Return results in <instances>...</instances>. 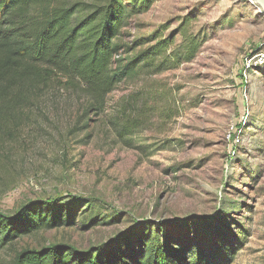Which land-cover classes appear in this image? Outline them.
<instances>
[{
    "label": "rangeland",
    "instance_id": "obj_1",
    "mask_svg": "<svg viewBox=\"0 0 264 264\" xmlns=\"http://www.w3.org/2000/svg\"><path fill=\"white\" fill-rule=\"evenodd\" d=\"M186 33L202 40L189 61L178 57ZM137 39L148 42L133 53L168 40L177 56L119 83L103 114L82 118L84 93L57 83L0 121V214L62 204L79 220L92 202L104 218L28 234L0 250V264L25 247L87 249L147 222L184 225L204 246L230 242L232 264H264V62L254 57L264 13L252 0H156L122 28L124 44Z\"/></svg>",
    "mask_w": 264,
    "mask_h": 264
},
{
    "label": "trees",
    "instance_id": "obj_2",
    "mask_svg": "<svg viewBox=\"0 0 264 264\" xmlns=\"http://www.w3.org/2000/svg\"><path fill=\"white\" fill-rule=\"evenodd\" d=\"M155 1L0 0V121L34 108L57 83L84 93L82 118L99 116L106 111L109 94L125 79L136 78L141 67L165 69L176 55L168 53V40L135 53L148 40L132 45L120 40L128 19L148 11ZM201 43L199 35L184 34L178 57L193 59ZM118 118L128 123L122 113ZM36 204L0 214V250L41 229L77 224L87 229L104 219L92 202L81 208L79 220L72 205ZM184 229L147 222L127 236L87 249L65 243L25 247L12 264H232V243L204 246Z\"/></svg>",
    "mask_w": 264,
    "mask_h": 264
},
{
    "label": "water",
    "instance_id": "obj_3",
    "mask_svg": "<svg viewBox=\"0 0 264 264\" xmlns=\"http://www.w3.org/2000/svg\"><path fill=\"white\" fill-rule=\"evenodd\" d=\"M257 2V4L259 5V8L261 9V11L264 13V0H255ZM183 220H178V221H174V222H170V224H174V223H180L182 222ZM122 235V234H121ZM117 238V237H116ZM116 238L106 242V243H103L104 245L105 244H108L110 242H112L113 240H115ZM102 245V244H100ZM98 246V245H97Z\"/></svg>",
    "mask_w": 264,
    "mask_h": 264
},
{
    "label": "built area",
    "instance_id": "obj_4",
    "mask_svg": "<svg viewBox=\"0 0 264 264\" xmlns=\"http://www.w3.org/2000/svg\"><path fill=\"white\" fill-rule=\"evenodd\" d=\"M253 3H255V0H252ZM254 57H257V61L260 63L264 62V48L261 49L259 52L255 54Z\"/></svg>",
    "mask_w": 264,
    "mask_h": 264
},
{
    "label": "bare ground",
    "instance_id": "obj_5",
    "mask_svg": "<svg viewBox=\"0 0 264 264\" xmlns=\"http://www.w3.org/2000/svg\"><path fill=\"white\" fill-rule=\"evenodd\" d=\"M256 2V1H255Z\"/></svg>",
    "mask_w": 264,
    "mask_h": 264
}]
</instances>
